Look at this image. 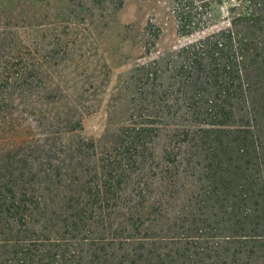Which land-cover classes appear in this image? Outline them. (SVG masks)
<instances>
[{"label":"trees","instance_id":"1","mask_svg":"<svg viewBox=\"0 0 264 264\" xmlns=\"http://www.w3.org/2000/svg\"><path fill=\"white\" fill-rule=\"evenodd\" d=\"M59 2L49 38L0 32V264H264V0H233L175 66L136 67L98 138L52 65L125 0ZM194 7L183 33L211 22L209 0Z\"/></svg>","mask_w":264,"mask_h":264},{"label":"rangeland","instance_id":"2","mask_svg":"<svg viewBox=\"0 0 264 264\" xmlns=\"http://www.w3.org/2000/svg\"><path fill=\"white\" fill-rule=\"evenodd\" d=\"M50 1L0 0V32L15 28L22 35L29 33L30 39L42 35L49 38L60 23L55 13L63 7L60 0ZM191 1L196 12L203 11L199 7L203 0ZM178 2L125 0L112 14L107 27L101 29L93 46L73 58L72 55H61L59 60H53L52 69L60 75L56 83L69 90L81 91L93 107L83 119L81 134L84 137L98 138L104 133L112 97L119 87H135L131 76L136 67L153 60H158L162 67L175 66L180 61L176 56L179 49L228 25L231 14L228 15L227 8L234 4L233 0H209L210 7L204 19L210 18L211 22L186 34L179 30L177 11L182 2L190 0ZM197 16L203 20V13ZM144 39L153 41L151 53L145 50ZM169 72V68L165 69V81ZM178 97L181 104H187V98L181 92Z\"/></svg>","mask_w":264,"mask_h":264}]
</instances>
